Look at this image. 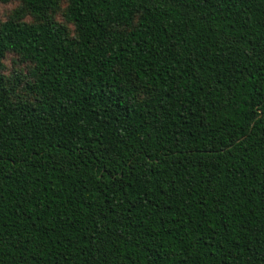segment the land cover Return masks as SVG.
<instances>
[{
    "label": "trees",
    "instance_id": "1",
    "mask_svg": "<svg viewBox=\"0 0 264 264\" xmlns=\"http://www.w3.org/2000/svg\"><path fill=\"white\" fill-rule=\"evenodd\" d=\"M21 1L0 264H264V0Z\"/></svg>",
    "mask_w": 264,
    "mask_h": 264
},
{
    "label": "rangeland",
    "instance_id": "2",
    "mask_svg": "<svg viewBox=\"0 0 264 264\" xmlns=\"http://www.w3.org/2000/svg\"><path fill=\"white\" fill-rule=\"evenodd\" d=\"M67 4V0L60 1L59 7L54 11V18L57 21L66 23L69 32L73 33V23L68 22L64 16V10ZM11 18H19V20L27 22L37 20L35 15L24 9L21 0H10L7 2L0 1V24ZM31 66L32 63L29 60L23 59L21 55L15 52L7 53L0 66V73L4 76L9 85L15 81H19L16 89V95L22 98L27 97L23 85Z\"/></svg>",
    "mask_w": 264,
    "mask_h": 264
}]
</instances>
